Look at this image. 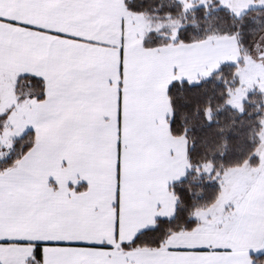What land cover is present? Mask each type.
<instances>
[{
    "label": "snow or ice",
    "instance_id": "snow-or-ice-1",
    "mask_svg": "<svg viewBox=\"0 0 264 264\" xmlns=\"http://www.w3.org/2000/svg\"><path fill=\"white\" fill-rule=\"evenodd\" d=\"M217 4L177 0L235 22L189 39L145 0H0V264H264V148L234 165L205 139L194 160L192 125L172 131L193 99L201 129L264 101V52L245 51L264 0Z\"/></svg>",
    "mask_w": 264,
    "mask_h": 264
},
{
    "label": "trees",
    "instance_id": "trees-1",
    "mask_svg": "<svg viewBox=\"0 0 264 264\" xmlns=\"http://www.w3.org/2000/svg\"><path fill=\"white\" fill-rule=\"evenodd\" d=\"M210 5H216L217 0H211ZM145 10L152 15V19L155 21H165L167 19L166 14H171L176 21L183 23L188 28L186 35L189 39L202 38L206 33L213 31H224L232 27L235 23L232 21L227 13L224 12H214L204 16L203 11L201 12H192L187 14L185 17H179V11L177 9L176 0H145ZM246 21H252L251 28L249 31L245 32V51L247 52L249 48L253 51L256 50L257 44L264 34V12L257 13L255 11L248 13V16L245 18ZM258 20L259 23H255ZM162 42V40L160 41ZM235 69L229 68L224 72L220 73L216 79L222 81L230 80ZM204 90H200L195 94L190 95H200ZM223 93V88L215 89L212 95L211 103L215 107L218 104H221L222 101L219 99ZM261 98L257 92H253L252 95L247 97V102L244 104L245 109L250 114L249 116L244 117V124L241 126L238 122L233 123L234 114L227 109L221 108L219 112L218 125L217 127L224 128V132L217 131V127L212 129H201L199 127L200 122L202 121V116L197 117L193 113L199 108L200 111H203L205 105H197L193 101L190 103V106L185 111L179 113L176 118V125L173 128V134H179L184 131L188 125H192L194 131L188 133L189 137L195 136L196 148L190 152L192 158L199 159L197 152L205 150V146L202 143L203 140L207 141V151L211 153H220L224 152L225 162L228 164H239L242 162L245 156L250 155L253 148H259L260 144L257 143V133L260 131L257 120L260 119L256 117V105L262 103ZM252 125H256L252 127ZM222 138L227 139V144L223 143ZM254 163V161H251ZM185 188H189L190 185H185ZM195 191V189H193ZM214 195V193H213Z\"/></svg>",
    "mask_w": 264,
    "mask_h": 264
},
{
    "label": "rangeland",
    "instance_id": "rangeland-1",
    "mask_svg": "<svg viewBox=\"0 0 264 264\" xmlns=\"http://www.w3.org/2000/svg\"><path fill=\"white\" fill-rule=\"evenodd\" d=\"M176 1H177V0H176ZM210 1H211V0H208L209 4H210ZM253 2H257V0H253ZM172 22H173V23H179V21H176V20H173ZM258 47H260L259 50H260L261 52H264V34L261 36V38H260V40H259V42H258V44H257V48H258ZM257 48H256V49H257ZM254 52H255V51H254ZM253 92H255V91H253ZM253 92H252V93H253ZM236 102H237V103H240V101H239L238 98H237ZM261 134L264 135V133H261ZM259 148H264V144H260Z\"/></svg>",
    "mask_w": 264,
    "mask_h": 264
},
{
    "label": "crops",
    "instance_id": "crops-1",
    "mask_svg": "<svg viewBox=\"0 0 264 264\" xmlns=\"http://www.w3.org/2000/svg\"><path fill=\"white\" fill-rule=\"evenodd\" d=\"M260 49V47H258Z\"/></svg>",
    "mask_w": 264,
    "mask_h": 264
}]
</instances>
